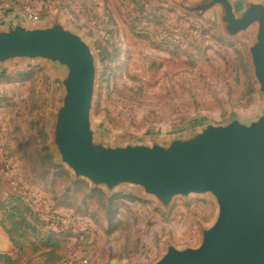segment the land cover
I'll return each instance as SVG.
<instances>
[{"label":"rangeland","instance_id":"374dc122","mask_svg":"<svg viewBox=\"0 0 264 264\" xmlns=\"http://www.w3.org/2000/svg\"><path fill=\"white\" fill-rule=\"evenodd\" d=\"M6 11H32L39 22L59 14L85 37L97 57L93 116L110 132L143 133L200 114L254 109L255 83L241 43L161 0H0V16ZM54 78L39 63L0 69V199L21 193L58 231L72 232L60 239L61 264H108L126 244L136 255L120 264H152L165 237L196 246L195 224L212 221V201L177 200L164 213L154 202L119 192L109 206L115 195L74 182L57 164L47 132ZM94 192L106 199L99 202ZM31 253L24 252L21 264L41 263Z\"/></svg>","mask_w":264,"mask_h":264},{"label":"water","instance_id":"95a60500","mask_svg":"<svg viewBox=\"0 0 264 264\" xmlns=\"http://www.w3.org/2000/svg\"><path fill=\"white\" fill-rule=\"evenodd\" d=\"M220 36L241 43L255 83L243 114H200L164 129L114 133L93 116L97 57L59 14L45 22L0 16V69L41 64L55 73L49 146L74 182L109 198L132 194L169 213L177 200H210L215 216L197 221L196 246L159 242L152 264H264V0H161Z\"/></svg>","mask_w":264,"mask_h":264},{"label":"trees","instance_id":"16d2710c","mask_svg":"<svg viewBox=\"0 0 264 264\" xmlns=\"http://www.w3.org/2000/svg\"><path fill=\"white\" fill-rule=\"evenodd\" d=\"M3 74V72L1 73ZM99 197V202L106 199L102 194L94 192ZM27 197L21 193L9 195L6 200L0 199V229L4 232L11 248L17 253L16 258L9 254H0V264H21V259L27 249H31L32 256L40 260V264H61L63 257L60 255L64 242L71 231H58L54 224L48 222L26 201ZM119 197L115 195L106 202L112 206ZM130 201L133 199L129 198ZM104 204V203H103ZM117 226L113 225L111 232ZM126 246L117 254L110 257L108 264H120L136 254L127 250ZM32 264L31 261L28 262Z\"/></svg>","mask_w":264,"mask_h":264},{"label":"crops","instance_id":"0c3cea01","mask_svg":"<svg viewBox=\"0 0 264 264\" xmlns=\"http://www.w3.org/2000/svg\"><path fill=\"white\" fill-rule=\"evenodd\" d=\"M12 251L13 249L10 246H8L6 235L0 229V254H11Z\"/></svg>","mask_w":264,"mask_h":264},{"label":"built area","instance_id":"2783aa9c","mask_svg":"<svg viewBox=\"0 0 264 264\" xmlns=\"http://www.w3.org/2000/svg\"><path fill=\"white\" fill-rule=\"evenodd\" d=\"M24 17L28 20V21H31V22H39V16L37 13L35 12H32V11H27L24 13ZM62 231H65V230H62Z\"/></svg>","mask_w":264,"mask_h":264}]
</instances>
